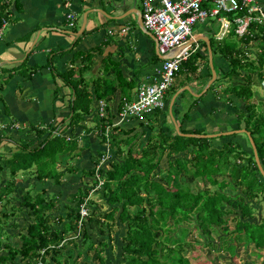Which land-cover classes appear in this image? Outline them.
I'll return each mask as SVG.
<instances>
[{"label": "trees", "instance_id": "1", "mask_svg": "<svg viewBox=\"0 0 264 264\" xmlns=\"http://www.w3.org/2000/svg\"><path fill=\"white\" fill-rule=\"evenodd\" d=\"M10 1L0 0V29L9 14ZM255 3L260 7L257 1ZM245 12L243 10L225 16L233 23L235 17L242 16ZM210 32L212 38L208 39L214 70L216 71V59L226 66V70L217 68L219 74L216 72L214 82L224 78L232 83L238 77L243 78L242 82H236L237 84L224 89V96L219 98L223 106L228 105L232 109L236 125L230 123L234 128L223 131L220 129L218 133L231 130L248 132L264 171V104L254 99L252 87L255 83L260 85L264 80V24L250 23L248 33L243 37L235 33V28L222 40L214 38L215 28ZM253 43L256 51L247 48ZM203 47L206 54V47ZM199 52L193 55L197 56ZM66 53L68 52H59L60 55ZM80 55L78 53V57ZM90 55L92 58L93 54ZM193 55L182 62L175 80L182 75L185 80H198L202 65L192 62ZM90 67L89 63L87 67L81 68L80 77L75 80V70L68 69L61 74L51 67V62L48 63L54 79L64 80L71 87V91H74V98L69 100V115L62 123L66 124L65 130L81 127L85 117L93 114V101H107L116 89H122L126 83L123 76H120L122 74L119 72V65L115 66L107 58L102 62L103 74L94 80V93L90 94L82 78V74L89 71ZM205 68V77L210 79L211 74ZM38 69L34 68L32 73L38 72ZM32 73L25 80H30ZM112 74H115L113 80H109ZM11 77L10 74L8 79ZM128 86L123 94L124 98L131 100L128 92L133 85ZM211 86L201 97L195 98L197 100L189 104L183 119H189V110L203 99ZM184 92L176 97L172 106L175 120H178V114L182 110ZM225 113L223 110L220 114L223 120ZM99 122L102 127L112 124L107 117L99 119ZM224 124L222 122L221 126ZM33 130L36 137H42V130ZM148 130L152 131V128ZM121 131L119 127H115L111 132L110 157L107 162L100 164L105 152L91 154L90 169L79 174L80 178L90 179L91 187L80 189L72 195L69 203L64 204V216L58 214L61 208L57 198L47 200L38 192L30 190L19 198L21 201L18 206L9 205L11 200L16 199L11 198V195L22 192L16 187L19 174L32 173L38 183L48 182L57 187L62 185L61 177L75 173L77 170L74 167L59 173L57 164L61 161L60 157L73 156L77 151V140L51 132L37 147L31 149L30 142L14 144L7 138L17 151L11 155L0 154V183L3 179H9L11 183V189L5 188L0 193V264H18L16 257L20 258L19 263H24L27 258L33 261L40 257V253L43 264H106L105 250L109 244L101 239L95 243L91 232L97 229L99 236L110 235L112 229L118 225L125 228V234L120 236L122 260L116 264H193L191 259L194 255L186 250L190 247H193V251L198 247L197 249L207 248L215 253L227 252L231 258L236 255L240 245L252 244L256 251L264 249V218L256 219L252 207V203L262 200L264 202V178L256 166L252 150L248 153L233 141H237L238 134L206 139L182 136L205 134L201 130L180 129V134L174 132L173 136V133L166 135L161 128L156 135L148 131L149 135L146 136L144 144L133 155L134 147L141 136H129V131ZM101 138L105 144V137ZM220 139H225L221 146L212 145V142ZM2 140L4 139L0 137V141ZM122 147L126 148L125 153L120 151ZM74 155L76 156H71L73 160L80 157L79 154ZM163 158L167 165L165 170L159 167ZM160 173L164 175V179L158 180L155 176ZM99 182H102V186L95 190ZM39 192L44 195L45 189ZM91 192L101 195L98 199L107 204V209L100 212L93 207L94 210L88 217H81V207L97 205L95 201L87 199ZM8 193L10 198L6 196ZM13 206L15 209L12 210ZM22 210L27 211L30 224L24 227L25 233L18 234L20 245L14 247L5 230L8 227H17L16 212ZM81 220L82 223L79 224ZM188 234L199 238L204 244L198 240L186 242ZM79 239L83 241L82 252H77ZM69 245H72V249L67 251Z\"/></svg>", "mask_w": 264, "mask_h": 264}, {"label": "crops", "instance_id": "2", "mask_svg": "<svg viewBox=\"0 0 264 264\" xmlns=\"http://www.w3.org/2000/svg\"><path fill=\"white\" fill-rule=\"evenodd\" d=\"M256 1L260 7L264 8V0ZM10 2L9 14L4 20L6 24L0 29V137L4 139L3 142H0L1 145L3 143L0 153L8 155L6 154V151H8L11 155L12 152L17 151L8 139L12 140L14 144H21L29 136L30 128L32 130L33 128H38L39 131L42 130V137L53 132V134L59 133L62 136L76 139L78 146L80 143L86 144L83 147L87 148L90 157L92 153L97 151L105 152L107 149L110 151V147H107L101 138L105 125L103 124L102 127L97 116V104L100 101L98 103L93 101V114L85 117L81 127L64 129L66 124L62 123L69 115V100L74 98V91H71V87L64 80L58 79L57 82L54 79L48 69V63L51 62V67H54L53 64L57 60L61 66H59V69L54 68L61 74L67 71H64L66 67L75 70V80L79 79L81 68L87 67L90 63L89 71L82 74L90 94L94 93V80L103 74V60L108 58L115 66L119 65V72L121 71L122 74L120 76H123L126 83L123 84L122 89H116L114 95L109 96L107 101L104 100L109 104L107 118L112 124H115L118 121L116 117L118 105L121 99L125 97L123 92L129 88L128 84L133 85V88L128 92V96L133 98L139 86L148 83L155 77V72L159 70L162 63V60H159L155 54L154 41L149 34L140 29L135 15L129 14L122 20L113 19L122 17L134 8L141 12L142 9L137 7L140 0H11ZM94 10H97V12H94ZM70 11L75 12L77 16L75 29L71 32L58 30L57 28L67 24L66 15ZM87 11L89 13L85 30L78 38L79 40L77 39L78 44L74 47L73 45L77 40H75L73 33L80 30L83 14ZM80 15L82 16L79 17ZM217 23L221 26L220 22ZM77 27L79 29L75 31ZM123 27L127 28V31L124 35H121L120 30ZM211 29H213L212 26L205 28L201 37H210ZM109 31H112V35L108 34ZM220 32H216L215 35ZM195 39L197 38L195 37ZM60 51L68 53L60 55L64 56L61 58L58 56ZM78 53L81 54L80 57H78ZM90 54H93L92 58H90ZM206 55H208V52ZM155 56L157 59H155ZM89 58L91 61H89ZM217 60V67L221 70ZM25 61H28V68L32 71L29 73L24 72V74L22 68L27 67V65H24ZM36 67L39 68V71L32 73ZM223 70H226V66ZM30 73L33 74L30 80H25ZM10 74L12 77L8 79ZM114 75L112 74L108 79L113 80ZM206 75L207 70L202 66L200 77L193 82L195 93L200 92L205 87L207 81H203L207 79L205 78ZM79 88L76 87V89ZM24 95L33 96V99H27L26 101L23 98ZM223 96V93L218 95L215 93L212 95L206 94V97L204 96L196 103V106L189 110V119H174L179 130L204 131L205 129L213 132L210 130L213 120H216L220 125L219 129L215 130L217 134H220L218 131H223V129L234 128L232 125L235 115H232L233 111L228 105L223 106V103H221L219 98ZM187 102L190 104L193 100L188 99ZM168 107L169 103L165 110L159 111L157 114L159 116H156L157 119L153 117L146 123H139L131 119L126 120L117 127L122 130L121 133L129 131V136H148L149 132L156 135L161 128L164 129L166 135L173 132L177 133L170 118ZM223 110L226 112L224 120L220 118ZM217 111H219V113H216L218 118L213 116V120L210 119V121L208 117L214 115ZM165 113H168L171 121ZM94 121L95 126L91 128L89 122L93 124ZM222 122L226 125L221 126ZM230 123L232 125H229ZM113 128L115 127L111 128L112 132ZM149 128H152V131H149ZM146 130L147 134L145 135ZM35 136H37L36 133ZM94 136H98L99 141ZM18 182L16 187L21 191L26 192L33 188L31 185H27L26 182L19 184ZM20 201H17L15 206H18ZM7 209L9 208L7 207ZM26 212V210H22L19 213L20 219L16 215L17 227L20 224L24 226L26 224L24 221H29V218L26 219ZM17 227H8L5 230L6 234L10 235L9 240L14 247L20 245V241L15 240V234H20L23 231ZM2 254L5 255V252Z\"/></svg>", "mask_w": 264, "mask_h": 264}, {"label": "built area", "instance_id": "3", "mask_svg": "<svg viewBox=\"0 0 264 264\" xmlns=\"http://www.w3.org/2000/svg\"><path fill=\"white\" fill-rule=\"evenodd\" d=\"M256 0H140L142 11L141 20L144 30L153 35L158 44L160 55L175 53L168 60H162L155 77L148 83L139 86L131 100L121 99L118 105L115 124H105L102 135L105 137V145H109L111 128L120 126L126 120H136L146 123L154 114L167 108L166 95L173 86L175 77L182 66L191 55L199 51L198 42L194 36L195 26L203 24L209 18L220 22L221 32L216 35L217 40L222 38L232 28L239 37L248 33L250 23L264 24V10L256 5ZM245 10V14L235 17L233 23L225 16ZM77 20L76 13L70 11L66 15L67 27L75 28ZM2 26H5L3 20ZM127 28H121L120 34L124 35ZM112 35V31L108 32ZM264 88V80L262 81ZM109 104L100 101L97 104V116L99 119L107 117ZM110 157V151H105L101 158L104 164ZM102 186L99 182L95 190ZM92 193V192H91ZM81 217L87 216L85 207H81ZM82 223V220L79 224ZM42 254L36 264H43Z\"/></svg>", "mask_w": 264, "mask_h": 264}, {"label": "rangeland", "instance_id": "4", "mask_svg": "<svg viewBox=\"0 0 264 264\" xmlns=\"http://www.w3.org/2000/svg\"><path fill=\"white\" fill-rule=\"evenodd\" d=\"M137 7L139 9H142V6H141V3H137ZM263 10L264 8L261 7ZM82 15H80L79 17H81ZM209 26H212L213 28H215L216 32H220L221 31V26L218 25V23L216 22V20L212 19V18H209L208 21H206L205 23L203 24H198L195 26V29H194V36L198 39V37H201L202 35V32L205 28L209 27ZM80 27V26H79ZM79 27L76 28V31H78ZM58 30H62V31H70L71 32V29L67 28V24H63L62 26H60L59 28H57ZM40 31V30H39ZM37 31V32H39ZM196 34V35H195ZM211 34V33H209ZM210 37L212 38V36L210 35ZM198 45H199V53H197L198 55L197 56H194L193 55V59H192V62L196 63V65H202L204 67H207L208 70H209V73L211 74V71H210V68H209V58H208V55L206 57V54L203 52L204 50V47H206L205 43L203 41H199L198 42ZM253 44H250L247 48H250L251 50H254L256 51L257 49L253 48ZM128 46H130L128 44ZM207 48V47H206ZM196 54V53H195ZM26 55V54H25ZM24 55V57H25ZM59 57H64V56H60V54L58 55ZM24 59V58H23ZM22 59V60H23ZM218 61V64H219V68H223L225 69V65L220 61V60H217ZM27 62L28 61H25V66L27 65ZM214 65L216 66V71L217 74H219V70L217 69V63L215 62ZM54 67H56L57 69H59V65L57 60L54 62L53 64ZM68 69H71V68H68ZM67 67L64 69V71L68 70ZM21 71V70H20ZM22 71L23 73L26 72V73H29L30 71H32L31 69L28 68V65L27 67H23L22 68ZM202 72V70H201ZM264 74V66H263V72ZM25 74V73H24ZM191 77V76H190ZM185 76H181L180 78L176 79L175 81V85L172 87V89L168 92V99H169V102L171 100V98L174 96V95H171V94H174L173 91L176 89V88H179L180 86H182V84H186V85H183L182 87H180L179 89L181 88H184L186 86H189V88L191 89V93L190 92H184L183 93V102L181 104V107H182V110L181 112H179L178 114V117L181 119L183 114L188 110L187 108L189 107V103L187 102L188 99L190 100H197L195 99V97L192 95V94H195V95H200L204 90L205 88L207 87L208 83H209V80L210 79H205L203 82H206V85L205 87L198 93H195V87H194V84L193 82H195V79H192V78H189L188 80H185L184 79ZM206 78V77H205ZM198 79V78H197ZM242 77H238L237 81L235 82H228L226 79H221L217 82H214L210 88V90L207 92V94L209 95H212L213 93L215 94H221L223 93L224 89H226L227 87L229 86H233L235 84H237L236 82H242ZM1 81V79H0ZM56 81L58 82V78L56 79ZM1 84V83H0ZM253 87V90H254V99L257 101V102H260L262 104H264V88L262 87V83L260 85H257L255 83V85L252 86ZM214 88V90H213ZM178 89V90H179ZM177 90V91H178ZM175 91V93L177 92ZM206 97V95H205ZM24 99H33V96H25L23 97ZM204 98V97H203ZM35 100V98H34ZM24 101V102H26ZM258 109V108H257ZM159 113V112H157ZM216 113L214 115H210V117H208V119H212L213 120V116L214 118H218L216 116ZM166 116H168V113H165ZM158 117L159 115H155L153 116L154 118L155 117ZM152 117V118H153ZM169 118V116L167 117ZM170 120V118H169ZM171 121V120H170ZM211 121V120H210ZM235 121V119H234ZM57 122V121H55ZM55 124V123H54ZM233 125L235 126L236 123L233 122ZM0 126H1V122H0ZM89 126L91 128H93L95 126V121L94 123L92 124V122H89ZM219 123L216 122V120L214 121L213 120V124L210 125V130L213 131V132H209L207 130L204 129L201 130L203 131L205 134H202V135H208V134H217V132L215 131L216 129H219ZM241 127H243V125H241ZM147 134V130L145 131V135ZM174 136V132L172 134ZM236 136H239L237 141L233 139L234 142H237L238 144H240L241 148L250 153V150H252V147H251V144L247 138V136L245 134H238ZM48 137L47 136H44V137H41L40 139L36 138L35 136V133L34 131L32 130V128L29 129V136H27V139H25L24 141L21 142V144H25L27 142H30V148L31 149H34L35 147L38 146V144H40L42 141H44V139H46ZM94 138L96 140L100 139L98 136ZM145 139H146V136H141V138L139 139V141L136 143L135 147H134V152H133V155H136V151H139L142 144H144L145 142ZM242 140V141H240ZM99 141V140H98ZM0 142H3V141H0ZM225 142V139H220V140H215L214 142H212V145L215 146V147H218V146H221L223 143ZM86 143V142H84ZM3 143L1 145L0 143V149H2L3 147ZM86 146L81 144L79 146H77L78 148L76 152H74V154H79L80 157L77 158V159H74L72 157L76 156L73 154L72 155H69L68 156H63L65 158H61V161L58 162L57 164V172L59 173H62V172H66V170L69 168V167H74L77 171V173H73V174H69V175H65L63 177L60 178V181H61V186H53L51 185L50 183L46 182V183H38V181H35V176L32 174V173H25L23 175L19 174V176H17L16 180L18 179V184L19 183H22V182H26L27 185H31L33 188L30 189V191L32 192H38L39 194H41L43 196V198H46L47 200L49 199H52V198H57L58 199V204L61 208V211L58 213V214H61L62 216H64V204L66 203H69V200L72 199V195L76 194V192L80 189H84V188H90L91 185H90V179H87L86 177H79V174L81 173V171H85V170H88L90 169V156L88 154V150L87 148H84ZM125 147H122L120 151L124 152L125 153ZM16 150V148H15ZM136 150V151H135ZM253 152V151H252ZM1 154V153H0ZM6 154L10 155V153L8 151H6ZM2 155V154H1ZM72 156V157H71ZM72 158V159H71ZM159 167L161 168V170H165L167 168V165H166V160L165 158H163L159 164ZM30 178L31 180L29 181ZM156 179L158 180H161V179H164V175L163 174H157L155 176ZM26 179V180H24ZM201 185V184H199ZM17 186V185H16ZM23 186V185H21ZM35 186V187H34ZM193 187V189L195 188L194 185H191ZM5 188H8V189H11V183H10V180L9 179H3V181L0 183V193L1 192H4V189ZM20 188H24V187H20ZM41 189H45V194L43 195V193H40L39 191ZM17 190V189H16ZM15 190V191H16ZM14 191V192H15ZM26 192L22 190L21 194H18V193H15L13 195H11V198L14 197L16 199H13L11 200V204L9 206H11L12 204L16 205L17 204V200L20 201V197L22 195H24ZM6 196L8 198H10V193L6 194ZM101 195L99 194H96L94 192H92L89 197L87 199H89L90 201L93 200L96 202L97 205H90V206H86L85 209H86V212H87V217L88 215L93 212V207L95 209H98L100 212H103L105 209H107V204L103 203L102 201H100V199H98ZM263 201V200H262ZM262 201H258L256 203H252V207L253 209L255 210V217L256 219H259V218H264V202ZM95 204V203H94ZM1 206V205H0ZM12 210L15 209V206H13L11 208ZM25 212V211H24ZM20 211L19 212H16L17 214V217L20 219V215H19ZM16 217V216H15ZM27 219V217H26ZM26 224H24V226L22 224H20L17 228H20L21 231L23 230L22 227H26L30 224V221L26 220L24 221ZM52 224V223H51ZM58 224V223H56ZM56 224H54V226H56ZM59 226V224H58ZM231 227H233L231 225ZM16 228V229H17ZM125 228L123 229L120 225H118L117 227H115L114 229H112V232L110 233V235L108 234H105L103 236H99L98 235V231L97 229H94L92 230V236H93V241L96 243L98 242L97 240H102V241H107V243L109 244V247L106 248L105 252L107 254V262L106 264H116L118 263L120 260H122V249H121V235L125 234ZM20 231V232H21ZM23 233H25V231H22ZM19 233L15 234V240L20 241V237L18 235ZM174 235V233H173ZM120 237V238H119ZM196 240L199 241V238L193 236V235H187L186 238H185V241L186 242H195ZM5 242V240H4ZM79 247L77 249V252H82V239H79ZM201 243H203V241H199ZM194 244V243H192ZM204 244V243H203ZM195 245V244H194ZM192 245V246H194ZM72 245H69L67 247V251L68 250H71ZM198 248V247H197ZM195 249L193 251V247L191 248H187L186 250H190L192 252V254L194 255L191 259V263L193 264H264V249L261 250V251H256L253 247L252 244H249L248 246H243V245H240L237 249V253L236 255L231 258L229 253L227 252H223V253H215V252H210L207 248H202V249ZM20 258L19 257H16L15 258V261L18 262V264H36L37 263V259H34L32 261V259H28L26 261H24V263H19V260ZM84 259L86 260V258L84 257Z\"/></svg>", "mask_w": 264, "mask_h": 264}, {"label": "water", "instance_id": "5", "mask_svg": "<svg viewBox=\"0 0 264 264\" xmlns=\"http://www.w3.org/2000/svg\"><path fill=\"white\" fill-rule=\"evenodd\" d=\"M94 12H97V10H94ZM89 11L85 12L83 14V19H82V25L80 27V30L76 33H73L74 37H75V40H77L84 32L85 30V26H86V22H87V15H88ZM129 14H133L137 17V21H138V24H139V27L140 29H142L144 32H146L143 28V25H142V20H141V12L137 9H133L131 10L130 12H127L126 14H124L122 17H119V18H113L115 20H122L124 19L125 17H127ZM147 33V32H146ZM149 34V33H147ZM150 37L152 38V40L154 41L155 43V54L156 56L158 57L159 60H168V59H171L175 56V53H168L166 55H160L159 52H158V44H157V41L155 39V37L151 34H149ZM198 40L200 41H203L205 44H206V47H207V52H208V58H209V68H210V71H211V79L209 80V83L207 85V87L205 88V90L200 94V95H195V94H192L195 98H198V97H201L206 91L207 89L214 83V81L216 80V72L214 70V66H213V61H212V53H211V48H210V45H209V40L208 38H198L196 39V41L198 42ZM184 91H187V92H190L191 93V89L189 88V86H186L184 88H181L180 90H178L174 96L171 98L170 102H169V115H170V118L172 120V123L174 125V128H175V131L177 133H179V128L172 116V106H173V103L176 99V97L184 92ZM180 134V133H179ZM235 134H246L250 144H251V147H252V151H253V155H254V159H255V163H256V166L260 172V175L264 178V171L261 167V164H260V161L258 159V155H257V151H256V147H255V144L250 136V134L248 132H246L245 130H236V131H227V132H222L220 134H208V135H193V134H182V136L184 137H199V138H206V139H213V138H217V137H220V136H231V135H235Z\"/></svg>", "mask_w": 264, "mask_h": 264}, {"label": "clouds", "instance_id": "6", "mask_svg": "<svg viewBox=\"0 0 264 264\" xmlns=\"http://www.w3.org/2000/svg\"><path fill=\"white\" fill-rule=\"evenodd\" d=\"M75 29V28H74ZM74 29H72V30H74ZM216 37V35L214 36V38ZM223 39V38H222ZM38 260V259H37Z\"/></svg>", "mask_w": 264, "mask_h": 264}]
</instances>
